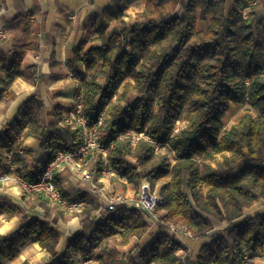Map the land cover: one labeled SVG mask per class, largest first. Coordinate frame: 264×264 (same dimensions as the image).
<instances>
[{
    "label": "clouds",
    "instance_id": "1",
    "mask_svg": "<svg viewBox=\"0 0 264 264\" xmlns=\"http://www.w3.org/2000/svg\"><path fill=\"white\" fill-rule=\"evenodd\" d=\"M0 264H264V0H0Z\"/></svg>",
    "mask_w": 264,
    "mask_h": 264
},
{
    "label": "trees",
    "instance_id": "2",
    "mask_svg": "<svg viewBox=\"0 0 264 264\" xmlns=\"http://www.w3.org/2000/svg\"><path fill=\"white\" fill-rule=\"evenodd\" d=\"M173 46H175V45H173ZM165 55H167L169 57V60H171V63H169V60H164L163 62H161L160 60L153 58L154 63L161 65V71L156 74L158 77V80L156 82V87L158 89H165L166 86L170 83V81H169V68H171L172 65L178 63L182 59L183 51L181 50V51L176 52L175 57H173L170 53H165ZM165 65H167V67H165ZM139 75L141 76V78H143V76H144L143 73H139ZM182 92H183L182 87L176 88V95L177 96H179ZM201 95H203V93H201ZM192 102L197 103L199 101L193 100Z\"/></svg>",
    "mask_w": 264,
    "mask_h": 264
}]
</instances>
